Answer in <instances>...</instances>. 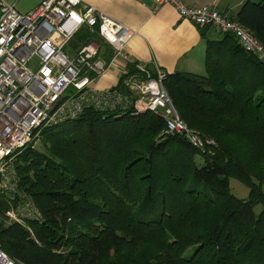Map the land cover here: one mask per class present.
Instances as JSON below:
<instances>
[{"label":"trees","instance_id":"obj_1","mask_svg":"<svg viewBox=\"0 0 264 264\" xmlns=\"http://www.w3.org/2000/svg\"><path fill=\"white\" fill-rule=\"evenodd\" d=\"M256 1L232 20L264 51V0ZM202 31L204 75L165 74L162 85L203 148L131 106L86 108L41 129L38 147L14 162L37 220L7 223L11 205L0 197V248L14 264H264V57ZM75 38L94 41L101 58L109 49L95 31ZM136 66L125 63L112 91L131 96L124 81L142 77ZM229 179L249 189L247 200L230 195Z\"/></svg>","mask_w":264,"mask_h":264},{"label":"built area","instance_id":"obj_2","mask_svg":"<svg viewBox=\"0 0 264 264\" xmlns=\"http://www.w3.org/2000/svg\"><path fill=\"white\" fill-rule=\"evenodd\" d=\"M149 1L154 8L171 6L182 20L229 35L243 52L264 57L263 47L215 8L189 7L183 0ZM80 7L79 0H43L32 11L19 14L0 0V197L11 205L3 213L8 223L23 225L39 216L32 201L18 191L17 157L37 140L41 129L75 120L86 108L105 111L131 106L136 112H150L162 117L166 133L181 135L193 147L203 148L202 140L177 117L162 87L164 73L156 70L154 77L147 75L144 81L126 79L124 88L130 97L94 90L93 82L113 62H129L126 48L133 33L94 8ZM82 30L95 31L109 48L108 62L92 40L65 51ZM69 90L73 93L64 98ZM0 264H14L1 248Z\"/></svg>","mask_w":264,"mask_h":264},{"label":"crops","instance_id":"obj_3","mask_svg":"<svg viewBox=\"0 0 264 264\" xmlns=\"http://www.w3.org/2000/svg\"><path fill=\"white\" fill-rule=\"evenodd\" d=\"M13 6L14 11L26 14L43 0H3ZM81 7H91L104 14L133 33L127 43L126 53L130 62L145 67L153 73H188L203 76L205 41L202 30L178 17L174 8L168 5L154 8L149 0H79ZM256 0H183L189 7H211L234 19L242 5ZM80 7V8H81ZM205 39L218 40L211 28L202 31ZM109 49H103L107 60ZM124 63L115 61L99 79L93 82L98 92L112 91L123 74Z\"/></svg>","mask_w":264,"mask_h":264},{"label":"rangeland","instance_id":"obj_4","mask_svg":"<svg viewBox=\"0 0 264 264\" xmlns=\"http://www.w3.org/2000/svg\"><path fill=\"white\" fill-rule=\"evenodd\" d=\"M218 35H220V34H218ZM75 39L77 41V38H75ZM74 40H72V42L70 41V43H69L68 46H65V51L67 50V47H75V48H78V47H80V45H83V44H78ZM87 42L88 41H86L85 43H87ZM144 68L145 67H142V69H144ZM135 69L138 70L139 74L142 75V77H143V79H142V77H137L136 81H144V79L145 80L148 79L147 75H149V74L147 73L146 69H144V72L140 71L137 68H135ZM162 84H163V82H162ZM162 87H163V85H162ZM32 143H33V146L35 148L38 147V142L36 140H34V142H32ZM228 186H229V191L228 192H230V195L234 196L235 198H237L239 200H247L248 194H249V191H248L249 189L244 184H242L241 182H239V181H237L235 179H229ZM260 211H261V206L257 205V206H254L253 207V212H254L255 215L259 214ZM4 219H5V217H4Z\"/></svg>","mask_w":264,"mask_h":264}]
</instances>
